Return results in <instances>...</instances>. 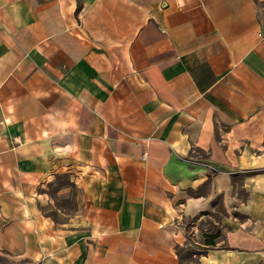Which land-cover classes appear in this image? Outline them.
<instances>
[{"label": "crops", "instance_id": "obj_1", "mask_svg": "<svg viewBox=\"0 0 264 264\" xmlns=\"http://www.w3.org/2000/svg\"><path fill=\"white\" fill-rule=\"evenodd\" d=\"M0 258L264 264V0H0Z\"/></svg>", "mask_w": 264, "mask_h": 264}, {"label": "rangeland", "instance_id": "obj_2", "mask_svg": "<svg viewBox=\"0 0 264 264\" xmlns=\"http://www.w3.org/2000/svg\"><path fill=\"white\" fill-rule=\"evenodd\" d=\"M61 180L63 181V179H61ZM46 192H48V196L51 197V202L47 203V205L52 204L51 208L57 207L59 209V212L56 211L57 213L69 211V209L72 210L76 204L75 200H74L75 188L72 185H71V187L67 185V191H65V193H63V194L55 192V190L52 189V187L47 188ZM51 211H54V210H51ZM55 216L61 218L62 215H55ZM205 218H206L205 223H206V226H207L209 232L212 233L214 230H218L217 234L219 235L220 231L216 227V225L212 223V221H211L212 219L211 218L209 219V217H205ZM195 245H197V244H195ZM198 246H200V245H198ZM199 248L201 249L202 246H200ZM1 260H3V259L0 258V261Z\"/></svg>", "mask_w": 264, "mask_h": 264}, {"label": "trees", "instance_id": "obj_3", "mask_svg": "<svg viewBox=\"0 0 264 264\" xmlns=\"http://www.w3.org/2000/svg\"><path fill=\"white\" fill-rule=\"evenodd\" d=\"M62 176V175H60ZM59 177V176H58ZM217 231L218 230H214L212 233H210L208 236H205L204 239H203V242L205 244H213L214 243V240L212 237H215L217 235Z\"/></svg>", "mask_w": 264, "mask_h": 264}, {"label": "built area", "instance_id": "obj_4", "mask_svg": "<svg viewBox=\"0 0 264 264\" xmlns=\"http://www.w3.org/2000/svg\"><path fill=\"white\" fill-rule=\"evenodd\" d=\"M144 154V153H143Z\"/></svg>", "mask_w": 264, "mask_h": 264}]
</instances>
